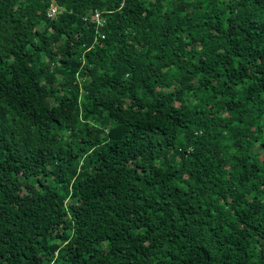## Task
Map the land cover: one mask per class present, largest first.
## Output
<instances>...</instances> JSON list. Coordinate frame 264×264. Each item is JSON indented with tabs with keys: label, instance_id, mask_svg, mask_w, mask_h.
Masks as SVG:
<instances>
[{
	"label": "trees",
	"instance_id": "16d2710c",
	"mask_svg": "<svg viewBox=\"0 0 264 264\" xmlns=\"http://www.w3.org/2000/svg\"><path fill=\"white\" fill-rule=\"evenodd\" d=\"M0 264H264V0H0Z\"/></svg>",
	"mask_w": 264,
	"mask_h": 264
},
{
	"label": "rangeland",
	"instance_id": "374dc122",
	"mask_svg": "<svg viewBox=\"0 0 264 264\" xmlns=\"http://www.w3.org/2000/svg\"><path fill=\"white\" fill-rule=\"evenodd\" d=\"M257 151H258V149L255 148V151L254 152H257Z\"/></svg>",
	"mask_w": 264,
	"mask_h": 264
}]
</instances>
